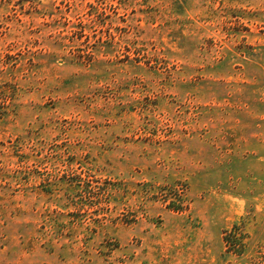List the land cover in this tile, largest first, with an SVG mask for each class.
<instances>
[{
    "label": "rangeland",
    "instance_id": "374dc122",
    "mask_svg": "<svg viewBox=\"0 0 264 264\" xmlns=\"http://www.w3.org/2000/svg\"><path fill=\"white\" fill-rule=\"evenodd\" d=\"M0 264H264V0H0Z\"/></svg>",
    "mask_w": 264,
    "mask_h": 264
}]
</instances>
